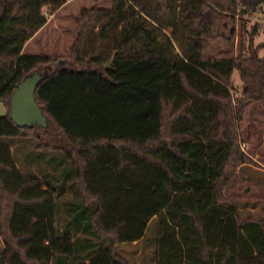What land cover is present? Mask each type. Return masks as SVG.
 <instances>
[{
  "label": "trees",
  "instance_id": "obj_1",
  "mask_svg": "<svg viewBox=\"0 0 264 264\" xmlns=\"http://www.w3.org/2000/svg\"><path fill=\"white\" fill-rule=\"evenodd\" d=\"M68 1L0 0V264H264V205L243 198L262 167L264 57L248 17L264 0H113L81 10L68 54L24 51ZM236 24L237 53L206 55ZM36 73L47 128L11 116ZM197 142L213 149L201 196L176 168L201 167Z\"/></svg>",
  "mask_w": 264,
  "mask_h": 264
},
{
  "label": "rangeland",
  "instance_id": "obj_2",
  "mask_svg": "<svg viewBox=\"0 0 264 264\" xmlns=\"http://www.w3.org/2000/svg\"><path fill=\"white\" fill-rule=\"evenodd\" d=\"M113 0H70L68 1L58 12L57 15H50L47 12L48 23L41 30L32 42L28 45V53H47L56 55H66L68 54L71 46L73 44L74 38L73 33L76 28V21L80 15V12L85 7H101L110 8L112 7ZM231 28L233 25H230ZM256 26L258 29V35L255 38V44L262 45L259 51V55L264 57V13H255L248 17V30ZM239 36V25H235V36H229L228 40L211 43L207 46L205 54L213 58H229L237 53V44ZM32 77L28 80L30 83ZM233 82L235 86L241 89V79L238 70L234 71ZM2 109H6L4 104L0 103V112ZM7 113L1 114L4 116ZM23 124L31 126H40L47 128L49 122L48 119L43 114L35 115L33 114L31 118H23ZM198 147L197 157L201 167L196 168L194 172H186L185 169L176 165L177 170L184 174L190 175V173L197 175L199 177L198 182L195 184L194 189L198 196H201L203 191L210 187L211 181L213 179V169L209 162L212 155L213 149L203 142H197L194 144ZM248 146L243 145V151H246ZM249 150V147H248ZM262 155L260 164L262 167L252 166L250 170L245 174L247 181L244 183V200L249 202H258L260 205H264V142L263 144L255 150L254 160H258L259 156ZM259 163V162H258ZM163 197L162 200L165 203H169L173 195L166 185L163 186ZM4 249L3 242L0 238V252ZM124 253L131 254L135 247L134 245L124 246Z\"/></svg>",
  "mask_w": 264,
  "mask_h": 264
},
{
  "label": "water",
  "instance_id": "obj_3",
  "mask_svg": "<svg viewBox=\"0 0 264 264\" xmlns=\"http://www.w3.org/2000/svg\"><path fill=\"white\" fill-rule=\"evenodd\" d=\"M31 77L32 83L28 80L20 83L13 96L11 116L20 126L27 125L22 123L23 118H31L33 114H43L35 100L36 87L42 76L36 73Z\"/></svg>",
  "mask_w": 264,
  "mask_h": 264
},
{
  "label": "crops",
  "instance_id": "obj_4",
  "mask_svg": "<svg viewBox=\"0 0 264 264\" xmlns=\"http://www.w3.org/2000/svg\"><path fill=\"white\" fill-rule=\"evenodd\" d=\"M41 30H43V28L41 29ZM40 30V31H41ZM39 31V32H40ZM39 32L35 35V37L34 38H32L27 44H26V46H25V49H24V51H26L27 50V48H28V45L30 44V42H32L33 40H35V38H37V36H38V34H39ZM27 52V51H26ZM5 111H6V109L4 110V109H2V112H0L1 114H3V113H5Z\"/></svg>",
  "mask_w": 264,
  "mask_h": 264
},
{
  "label": "built area",
  "instance_id": "obj_5",
  "mask_svg": "<svg viewBox=\"0 0 264 264\" xmlns=\"http://www.w3.org/2000/svg\"><path fill=\"white\" fill-rule=\"evenodd\" d=\"M259 13H264V2L259 6Z\"/></svg>",
  "mask_w": 264,
  "mask_h": 264
}]
</instances>
